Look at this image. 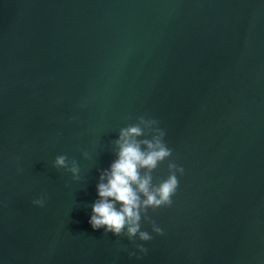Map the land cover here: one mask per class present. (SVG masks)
<instances>
[{
  "label": "water",
  "instance_id": "1",
  "mask_svg": "<svg viewBox=\"0 0 264 264\" xmlns=\"http://www.w3.org/2000/svg\"><path fill=\"white\" fill-rule=\"evenodd\" d=\"M134 124L183 168L147 242L88 223ZM0 264H264V0H0Z\"/></svg>",
  "mask_w": 264,
  "mask_h": 264
},
{
  "label": "clouds",
  "instance_id": "2",
  "mask_svg": "<svg viewBox=\"0 0 264 264\" xmlns=\"http://www.w3.org/2000/svg\"><path fill=\"white\" fill-rule=\"evenodd\" d=\"M141 123L147 127L155 121L145 122L141 117ZM142 134L143 129L139 124L120 129L114 142L117 147L115 159L98 177L96 200L90 207L88 223L93 230L103 229L104 233H111L114 237L123 233L129 240L135 237L140 242H147L152 239L153 233L159 236L163 232L155 223L151 232L141 230V211L172 204L171 198L178 186L177 176L183 174V168L169 164V168L174 170L158 185L152 186L148 173L168 158L172 150L163 141L165 133L162 129H155L151 139H138ZM64 163L63 156L54 160L56 167H63ZM141 170H144V175H141ZM43 203L42 198L32 201L37 207L43 206ZM145 252L146 249L139 243L134 251L128 252V256L138 260Z\"/></svg>",
  "mask_w": 264,
  "mask_h": 264
}]
</instances>
